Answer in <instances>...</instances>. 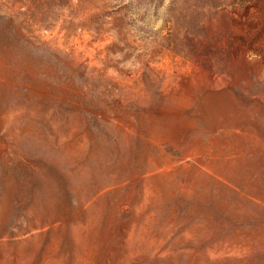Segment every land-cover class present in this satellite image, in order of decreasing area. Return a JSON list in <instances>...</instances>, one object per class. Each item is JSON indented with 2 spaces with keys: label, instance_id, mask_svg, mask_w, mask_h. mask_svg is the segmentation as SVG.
Returning a JSON list of instances; mask_svg holds the SVG:
<instances>
[{
  "label": "rangeland",
  "instance_id": "obj_1",
  "mask_svg": "<svg viewBox=\"0 0 264 264\" xmlns=\"http://www.w3.org/2000/svg\"><path fill=\"white\" fill-rule=\"evenodd\" d=\"M0 264H264V0H0Z\"/></svg>",
  "mask_w": 264,
  "mask_h": 264
}]
</instances>
